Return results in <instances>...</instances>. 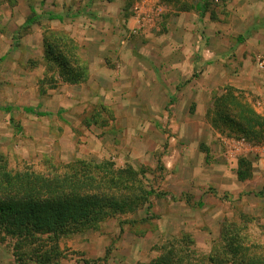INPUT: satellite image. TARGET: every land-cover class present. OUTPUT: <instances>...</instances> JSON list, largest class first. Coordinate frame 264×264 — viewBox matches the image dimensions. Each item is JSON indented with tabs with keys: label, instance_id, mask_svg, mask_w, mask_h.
Returning a JSON list of instances; mask_svg holds the SVG:
<instances>
[{
	"label": "rangeland",
	"instance_id": "rangeland-1",
	"mask_svg": "<svg viewBox=\"0 0 264 264\" xmlns=\"http://www.w3.org/2000/svg\"><path fill=\"white\" fill-rule=\"evenodd\" d=\"M14 1L13 6H0V155L11 166H32L43 172L51 166L46 167L45 161L131 166L147 190L155 192L150 208L142 205L135 213L118 215L95 229L61 239L60 253L51 264H150L163 253L162 247L173 241L189 252L186 264H215L212 258L222 246L225 224L237 235L239 244L264 255V143L222 133L207 118L215 99L228 91L264 117V100L255 95L251 83L255 86L258 76L264 74L259 66L264 50L254 53L243 72L249 79L241 81L240 87L227 77L232 72V80L238 81L234 78H240L243 67L233 62L237 49L225 45L234 43L236 35L212 39L213 46L219 43L215 55L207 54L206 47L195 53L196 58L205 61L208 57L214 64L211 83L199 81L203 71L199 69L191 78L186 74L181 80L167 78L158 63L162 57L176 63L186 61L191 54L190 48L186 51L179 45L186 39L193 41L174 32L180 12L197 15L194 35L202 37L201 44L206 46V24L211 22L214 34L220 37L216 31L221 16L224 22L230 17L228 0H153L150 6L147 0ZM136 7H143L144 12L152 8L153 13L150 11L148 21L140 25L144 27L134 34L131 30L139 26ZM32 11L40 16V22L25 29ZM104 12L105 20L100 21ZM49 14L66 17L49 20ZM100 23L106 33H99ZM109 25L116 33L110 35ZM87 29L90 37L84 35ZM47 31L63 33L81 47V58L89 70L86 81L64 83L57 67L46 61L43 36ZM104 36L107 52L100 53L105 54L108 66L120 72L119 47L136 59L141 72L132 82L135 90L129 99L135 107L130 113L124 110L125 103H112L119 109L117 113L108 97L91 93V67L85 60L87 49L82 48L90 42L89 53L99 54V47L92 42L97 44ZM245 41H239L240 46ZM219 67L228 74L217 79L222 72ZM191 83L213 88L211 104L203 113H198L191 101ZM85 88L89 94L81 93ZM7 107L14 110H2ZM26 107L49 115L27 114L23 111ZM241 158L252 166V177L246 181L237 175ZM42 238L49 249L48 236ZM15 244L12 238L0 241V264H19ZM33 248L24 247L23 264H36Z\"/></svg>",
	"mask_w": 264,
	"mask_h": 264
},
{
	"label": "trees",
	"instance_id": "trees-1",
	"mask_svg": "<svg viewBox=\"0 0 264 264\" xmlns=\"http://www.w3.org/2000/svg\"><path fill=\"white\" fill-rule=\"evenodd\" d=\"M15 4L14 0H0L1 5ZM49 20L61 17L49 14ZM40 22L32 11L23 28ZM44 56L57 67L64 83L78 85L87 80L89 70L81 58V47L63 33L47 31L43 36ZM12 112V107L2 108ZM27 114L40 117L48 113L23 108ZM207 118L212 127L222 133L252 143H264V117L232 91L215 99ZM49 162V163H48ZM51 165L45 172L32 166H11L0 155V241L16 239L14 248L19 264L26 257L25 246H33L31 254L36 264H51L59 255L61 239L97 228L104 221L121 214L135 213L142 205L150 204L155 194L147 190L140 174L131 166L118 168L114 163L94 164L76 160L67 165ZM240 181L252 177L248 159L239 160ZM228 224L222 231V246L215 251V264H264V255L251 247L239 244ZM43 236L52 246L47 249ZM255 248V247H254ZM163 253L150 264H186L189 252L176 241L162 247ZM29 253V252H28ZM29 255V254H28ZM90 264V262H86Z\"/></svg>",
	"mask_w": 264,
	"mask_h": 264
},
{
	"label": "crops",
	"instance_id": "crops-1",
	"mask_svg": "<svg viewBox=\"0 0 264 264\" xmlns=\"http://www.w3.org/2000/svg\"><path fill=\"white\" fill-rule=\"evenodd\" d=\"M227 6L228 11L230 12V17L227 22H224V19L221 16L222 22L220 21L218 23L219 31H216L220 37H217V35L214 34L215 31L213 30L211 22H208L206 24V41L207 43H210V46L207 43L206 46L204 44H201V41H203L202 37H199L201 39L195 38V28H197L198 26L197 20L195 18L197 15L192 14V11L190 14L188 12H180L178 23H176L175 25L174 32H176V34L178 33L179 37L181 38L182 34H184L186 37H189L191 41H193H187L188 39H186L185 41L184 39L185 42L180 43L179 45L182 49H185L186 51L188 50V48H190L191 54L186 61L183 60L177 63L176 61L169 60L167 58H160L158 63L162 64L165 71V77L169 78L170 76L175 80H181L186 75H189L187 76V78H191L192 73L196 69H199L200 71L203 70L200 73L199 81L211 83L212 80L215 78L213 74V71H215L214 64H211V61L209 60L210 58L208 57L205 58V61L201 60L200 57L196 58L194 56L195 53L197 54L199 49H203L206 47V53L209 52V54L215 55V52L219 50V43L216 42L214 44L215 46H213L212 39H226L227 37H231V35H236L237 39L234 40L235 44L230 43L231 45H228L227 43H225V45L228 47L226 49L230 50L232 49V47L233 49H237V52H235L237 56H235L233 62H235V64L243 66L240 67L239 70L240 78H234L238 81H233L232 79L235 74L233 76H230L232 72H229L230 74L229 76H227L228 73H225L224 71H222L223 68L219 67L220 69L218 70V72H222L219 74V77L217 79H220L221 74L222 76H227L230 78V83L233 85L234 82V85L236 87H240L239 84L241 81L249 79L248 76L243 77V75L245 74L243 72L246 70V67L251 64V59L253 58L254 53H258L264 50V0H228ZM101 15L102 16L100 17L102 18H100V21L105 20V12ZM60 17L65 18L66 15L63 14L60 15ZM97 27L99 28V33H106L107 29L105 28V25H103V23H100L99 25H97ZM210 29L213 32L210 33V31H208ZM108 30L110 31V35H112V32L115 30L116 33L117 29L113 28L112 25H109ZM84 35L90 37L88 29L85 30ZM115 37L117 38L118 34H115ZM208 38L210 40H208ZM103 39H105V36L103 38H99L98 43L96 42L97 44H95L94 40V42H92L95 46L99 47V54L93 55L92 53H89L90 47L93 46V44H91L90 42H86L87 44L82 48L85 52V49H87V57L85 58V60H87V62L89 61L91 67L90 78L94 86H91L92 91H90L94 96H97L99 94L102 97H108L109 101H112L111 104L115 103L117 100L120 103H125L124 110L130 113V111L134 110L135 107L134 103H132V101L129 99L132 96V92L135 90L134 83L132 82L133 79H136L139 75H141V72L139 70L138 65H136L135 63L136 59L134 57H128L126 52L123 51V48L120 49L119 47H116V49L117 51H120L119 55L117 56L119 57L117 62H119L121 66L120 72H118L116 68L114 69V67L108 66L105 60V54L101 55L102 51L104 53L107 52V45L104 44L105 41H103ZM244 40H246L244 45L240 46L241 44H239V41ZM176 47H178V45H176ZM211 51L213 53H211ZM113 53L110 52V54ZM172 68L174 69V71H172ZM251 83L255 89V95L259 96L260 98H262V100H264V74L258 76L257 84L255 86L253 81ZM127 85H129L128 90L126 89ZM194 85L195 84L191 83V86L189 88V96L190 98H194L191 101L195 103L197 110H199L198 113H203L208 110V107L211 104L213 96V93L211 91L213 90V88L211 86L208 87V84L203 87L202 83H200L198 87ZM84 91L85 94L90 93L87 88H85V90L81 89V93H83ZM184 93L186 96L187 92L185 91ZM147 97H149V95H147ZM147 104H150V100L146 103V105ZM114 105L115 104H112L111 107L115 108V111L118 113L119 109L117 107H114ZM121 105L122 104H117L118 107ZM185 105H187V102H185Z\"/></svg>",
	"mask_w": 264,
	"mask_h": 264
},
{
	"label": "built area",
	"instance_id": "built-area-1",
	"mask_svg": "<svg viewBox=\"0 0 264 264\" xmlns=\"http://www.w3.org/2000/svg\"><path fill=\"white\" fill-rule=\"evenodd\" d=\"M147 1H149L148 6H150V2L153 1V0H147ZM148 10H149V11H146V10H145V12H144V11H143V7H142V8H140V7H136V8H135V19L137 20V23L139 24V26L133 28V30H131L132 33L137 34V33L142 29V27H144V26H140V25H141L143 22L145 23V22L148 21V18H149V17H147V16H149L150 11H151V13H153V12H152V10H153L152 8H151V9H148ZM259 66H260V68H261L262 70H264V59H262V60L260 61Z\"/></svg>",
	"mask_w": 264,
	"mask_h": 264
}]
</instances>
